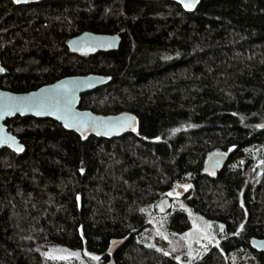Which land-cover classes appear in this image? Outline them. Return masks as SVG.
<instances>
[{
  "label": "trees",
  "instance_id": "trees-1",
  "mask_svg": "<svg viewBox=\"0 0 264 264\" xmlns=\"http://www.w3.org/2000/svg\"><path fill=\"white\" fill-rule=\"evenodd\" d=\"M88 32L118 35L121 46L72 52ZM0 63V88L15 94L106 77L80 109L138 121L112 140L51 120L6 123L24 151H0V264H78L47 257L62 247L108 264L111 242L125 238L116 264H183L164 255L162 238L151 245L155 215L186 248L188 213L170 203L159 212L182 185L188 207L226 235L190 264H264L251 247L264 239V0H200L193 12L170 1L0 0ZM217 154L228 164L208 174Z\"/></svg>",
  "mask_w": 264,
  "mask_h": 264
},
{
  "label": "water",
  "instance_id": "water-1",
  "mask_svg": "<svg viewBox=\"0 0 264 264\" xmlns=\"http://www.w3.org/2000/svg\"><path fill=\"white\" fill-rule=\"evenodd\" d=\"M16 1L17 0H11ZM41 0H19V5L26 6ZM146 2L170 1L182 6L186 12H193L197 9L199 1L191 9L185 8L184 3L189 0H143ZM122 39L118 35H105L95 33H85L72 39L69 42V48L77 54L96 55L98 53H107L118 51ZM0 80L5 70L0 63ZM109 82V79L100 75L74 76L64 78L52 85L44 86L36 91L26 94H15L0 88V151L10 149L15 153H22L24 146L20 140L14 136L7 128L6 123L16 118H34L37 120H51L62 125L65 129L75 132L83 138L90 135L105 139H118L130 132L132 127H138L136 117L130 114H121L116 116H97L88 110H81L79 107L81 97L101 88ZM59 104H55V100ZM70 103V112L65 111V105ZM134 118V119H133ZM78 120L88 123V127L78 126ZM65 124L70 125L65 127ZM131 124V127L128 125ZM264 128V125L262 126ZM22 149V150H17ZM228 164V156L217 154L210 158L207 164L208 174L219 173ZM181 195H186L185 190H179ZM127 238L113 240L107 251L110 257L108 264H116L114 256L116 252L123 248ZM251 247L264 256V239L254 238L251 241Z\"/></svg>",
  "mask_w": 264,
  "mask_h": 264
},
{
  "label": "rangeland",
  "instance_id": "rangeland-1",
  "mask_svg": "<svg viewBox=\"0 0 264 264\" xmlns=\"http://www.w3.org/2000/svg\"><path fill=\"white\" fill-rule=\"evenodd\" d=\"M185 186L187 185L180 186V190L188 191L189 187L186 188ZM178 191L176 190L170 196L172 197L171 199L168 197L162 203H160L159 212L164 213L167 210L168 203H170L172 210L183 209L188 213L191 219L192 227L186 233L187 235L183 237L186 248L181 247V245L179 246V244L177 245V242L171 238L170 233L166 230V219L163 217H156L155 215H151V222L154 226V231L151 233V245H156L154 242L155 238H162L160 241L163 240L169 244L166 250L167 253H172L176 256V258L179 257L178 261L183 264H190L191 261L200 258L202 255L208 252L211 247H220L222 241L226 239V235L224 233V229L221 228V224H215L207 220L205 217L192 211V209L188 207L186 199L183 200ZM177 193L179 195H177ZM161 208H163V211H161ZM208 225H211V227L209 228ZM205 236H208L209 238L205 239ZM71 253H75V251L62 247L51 250L47 253V257L49 258V256L53 255H64L69 257L67 261L71 263H74L75 261L78 262V264H84L78 259L77 256H72ZM89 257L91 256L89 255ZM232 259H234V257H232Z\"/></svg>",
  "mask_w": 264,
  "mask_h": 264
},
{
  "label": "snow or ice",
  "instance_id": "snow-or-ice-1",
  "mask_svg": "<svg viewBox=\"0 0 264 264\" xmlns=\"http://www.w3.org/2000/svg\"><path fill=\"white\" fill-rule=\"evenodd\" d=\"M17 2H19V0H17ZM182 2H183V0H182ZM196 2H198V0H189V2H186V3H184V7L185 8H188V9H191L192 7H193V5L196 3ZM0 71H3V69H0ZM54 103L55 104H59L60 103V101L57 99V100H55L54 101ZM70 101L69 102H67V104L65 105V111L66 112H70ZM134 119V118H133ZM70 125H68V124H65V127H69ZM78 126H82V127H88L89 125H88V123L86 122V121H83V120H78ZM129 127H131V124H129L128 125ZM132 131H136V129H135V127H132ZM18 151L19 150H22V149H17ZM230 151H231V149H230ZM186 188L187 187H190V185L189 186H185ZM173 193H168L167 195H169V196H171ZM177 195H179L178 193H177ZM161 211H163V208H161ZM208 227L210 228L211 227V225H208ZM241 227H243V226H241ZM221 228H223V226L221 225ZM185 235H187V234H185ZM205 239H208L209 237L208 236H205L204 237ZM157 251H160V249H157ZM71 255L72 256H79V253H71ZM85 255H90V254H88L87 252H85ZM164 255H168V253L167 252H165L164 253ZM49 258L50 259H53V260H67L69 257L68 256H64V255H53V256H49ZM91 259H93V260H99V257H97V256H91ZM177 260L179 259V257H177L176 258Z\"/></svg>",
  "mask_w": 264,
  "mask_h": 264
}]
</instances>
